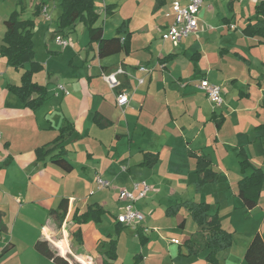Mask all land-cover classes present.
Listing matches in <instances>:
<instances>
[{
  "label": "crops",
  "instance_id": "0c3cea01",
  "mask_svg": "<svg viewBox=\"0 0 264 264\" xmlns=\"http://www.w3.org/2000/svg\"><path fill=\"white\" fill-rule=\"evenodd\" d=\"M104 2L105 7L109 5L106 4L107 0ZM158 2L155 0L151 12V19L154 21L153 34L148 43L140 41L139 49L136 48V32L133 31L137 17L120 19L112 28L109 37L102 26L105 39L125 38L130 34L129 53L122 51L107 58H100L98 44H90L89 34L82 25L86 31L87 44L83 49H79L78 53L70 50L68 63L75 72H67L61 81H53L58 73L56 70L59 69L58 66L55 67L56 61L68 52L65 50L63 54L53 50L50 41H56L57 37L71 43L72 41L69 36L64 37L57 32V21L61 14L53 24L48 4L45 7L50 20L42 12L35 14L38 1L30 0L33 7L31 20L35 22L34 38L36 32L44 26L43 23L48 24L47 29L45 26L43 28L46 30L42 46L46 54L38 58L35 51V61L42 65V69L33 77L34 82L47 86L48 100L36 110L26 108L16 95L8 91V86H20L22 74L30 66L15 70L0 56V214L7 228L6 234L0 238V264H55L35 250V244L40 240L48 241L65 259H72L79 264H103L105 254L109 250V241L116 235V219L124 208L120 191L132 190L135 179L146 181L151 186L149 195L136 204V208L144 214L146 223H151V227L143 223L139 226L145 230L147 245L150 244V232L161 237V229L157 223H167L160 221L162 215L175 223L179 222L178 227L187 235L190 233V237L197 232L198 228L195 230L186 207H182L171 217L166 214L168 208L182 202L208 203L211 206V214L218 211L222 216L223 200L230 203L233 198L240 200L244 214L251 221L258 220L260 227L248 232L240 261L231 262L234 258L230 254L220 263L247 264L244 254L253 237L260 234L264 239V185L257 207L247 214L238 197L239 181L253 171L248 169L242 173L240 153H245L252 168L264 171V151H259L258 156L252 154L253 147L257 144L264 145V43L260 37H249L243 32L249 23L257 21L256 8L264 0H204L199 11L198 31L191 36L206 32L204 26L209 20L218 23L210 30L215 34L209 35L206 42L188 41L190 36L178 46L162 39L163 34L174 22V6L177 0H165L159 7ZM138 4L140 3L137 1ZM110 5L115 6L113 14L107 15L111 20L117 18L118 7L116 4ZM54 10L57 12L56 4ZM10 14L6 12L4 17L0 18V46L5 34L4 22ZM159 15L161 20L157 21ZM253 15L255 19H251ZM123 24L126 25V33L118 34L117 30ZM158 41L164 46H171L174 51H168V54L163 56L165 48ZM209 41L214 43V46H211L214 52L207 50L209 47L205 43ZM66 48H69V45ZM141 50L144 53L136 57L137 52ZM169 55L174 56L173 59L161 65L160 61ZM75 56L79 59L77 63ZM185 58L199 66L202 79L220 86L222 106L230 88H238V102L249 100L253 102L251 106L229 105L223 112H216L203 93L208 109H202V99H196L192 87L185 85L187 81L184 78L187 74L182 70L184 62L181 60ZM114 60L117 62L110 63ZM213 60H216V65H212ZM222 63L225 64L226 75H223ZM141 67L150 68L152 72L144 73L140 70ZM119 68H124L128 74L119 77L121 89L126 90L131 98L125 108L117 105L116 91L111 90L102 78L104 73H113ZM223 76H226V81H217ZM140 80H143V83H140ZM60 86L69 94L61 92ZM195 88L202 92L198 85ZM157 93L160 96L158 100ZM132 102L140 104L137 115L131 114ZM96 114L108 120L111 125L106 128L97 126L94 120ZM214 115L218 120L223 119L219 129L212 119ZM233 115L236 120L234 124H230V116ZM249 120L254 124L248 123ZM66 122L73 124L75 128V133L64 143L67 150L66 159L73 166L71 173L65 172L48 159L38 162L36 155L38 148L52 143L57 138L60 127ZM229 125L234 127L231 133L241 137L236 145V159L239 161L238 173L236 172L234 177L230 174V169L225 167L229 159L225 150ZM208 129H214L210 144L208 138L206 146L196 150L195 141ZM252 130L258 134L255 132L256 135L251 138L248 134ZM203 149H210L211 153L203 152ZM192 153L208 156L212 161L213 170L220 176L217 183L206 185L201 192L196 190L197 158L193 157ZM146 154L158 155V161L153 167L143 165ZM137 156L139 159L131 164V160ZM253 157L257 161H254ZM221 162L224 164V174L220 170ZM124 166L127 171H124ZM119 173H124V178H127L123 183L107 189L99 188L97 177L112 182L110 179ZM64 200L68 203V211L59 225L56 215L52 212ZM92 205H98L106 211L101 223L78 225L73 222L75 214H83ZM183 221L185 226L182 228L180 224ZM189 227L194 228V231L188 232ZM134 232L137 236L136 229ZM124 234L122 231L118 240ZM172 240L177 239H171V243ZM144 246L141 248L144 249ZM7 247L9 250L3 253ZM182 251L180 248L179 255L186 256V251ZM230 251L232 249L228 250V253ZM120 255L117 246L118 259L114 264L119 262ZM221 255L223 253L219 257ZM136 256L134 264L147 261L141 253L140 257ZM205 257L197 264H205Z\"/></svg>",
  "mask_w": 264,
  "mask_h": 264
},
{
  "label": "trees",
  "instance_id": "16d2710c",
  "mask_svg": "<svg viewBox=\"0 0 264 264\" xmlns=\"http://www.w3.org/2000/svg\"><path fill=\"white\" fill-rule=\"evenodd\" d=\"M24 1L19 0L18 5L21 6L22 12L13 11L4 22L5 34L3 44L0 46V56L6 59L7 65L15 70H19L26 65L30 68L26 70L21 77L20 86L9 85L8 91L16 95L26 108L36 110L48 100V88L34 82V74L41 71L42 65L35 61V46H34V29L35 22L31 19H21L20 16L24 10ZM35 6V14H40L43 8L50 1H59L61 15L57 21V32L68 37L73 34L78 25H83L87 30L90 38V44H98V55L100 58H107L122 51L129 53L130 34L125 38L115 37L112 39L104 38V30L102 26H97L100 15L97 11L96 0H37ZM158 7L164 4L165 0H158ZM257 21L249 23L244 29V34L249 37H260L264 43V2L256 8ZM115 10L114 5L105 7V14L112 15ZM118 34L126 33V25L123 24L118 30ZM174 56L169 55L160 61L161 65H165ZM215 115L212 119L219 129L223 124V119H217ZM95 123L100 128H106L111 123L100 116L95 115ZM75 133L74 125L66 122L59 129L57 138L50 144L38 148L36 150L38 162H44L47 159L64 170L71 173L73 166L66 159L67 150L64 143ZM242 160L240 168L242 173L248 169H252L249 176L244 177L238 183V197L241 199L246 214L257 207L262 188L264 185V171L259 168H252L248 158L243 151L240 153ZM193 157L197 158L196 173L198 181L196 182L197 192H201L206 185L215 184L219 180V174L213 170L212 161L206 155L197 156L192 153ZM158 161V155L146 154L143 165L153 167ZM186 207L193 222H195L198 230L186 240L183 244L186 247L188 257H198L201 253L208 251L205 257V264H219L217 255L219 252L229 249L233 245V233L223 229L219 212L211 214V206L208 203H188L182 202L176 204L166 210L167 216H175L178 211ZM68 211L67 201H62L59 207L52 213L56 215L59 225L65 219ZM106 211L98 206H89L86 212L81 215L75 214L73 222L78 225L89 223H101L102 217ZM185 226V221L180 224V227ZM126 226L117 223L116 235L109 241V250L106 252V259L103 264H114L118 259L117 246L118 239L122 229ZM144 229L136 228V233L140 239L142 246L148 243V238L144 235ZM7 228L3 222V217L0 214V238L6 234ZM75 236H78L75 234ZM62 246V244H59ZM9 247L5 248L3 253H6ZM35 250L43 257L53 261L55 264H71L69 259L61 257L52 245L46 240L37 241ZM140 257L139 255L136 256ZM244 260L247 264H264V239L260 234H256L249 247L245 251Z\"/></svg>",
  "mask_w": 264,
  "mask_h": 264
},
{
  "label": "rangeland",
  "instance_id": "374dc122",
  "mask_svg": "<svg viewBox=\"0 0 264 264\" xmlns=\"http://www.w3.org/2000/svg\"><path fill=\"white\" fill-rule=\"evenodd\" d=\"M26 1H27V3H26ZM26 1H24V10L20 16V18L24 19V20L33 18V14H32L33 13V7H31L30 0H26ZM137 1L140 4L137 5ZM18 3H19V0H0V18L4 17V14L6 12L12 13L15 10L22 12L21 6L18 5ZM96 3H97V11L100 15L98 25L104 27V30L107 33V37L110 36L112 28H114L116 26V24L120 21V19L124 20L125 18H129V17H135V18L137 17L136 25L133 27V31L136 32V48L139 49V47L141 45L140 41H142V43H148L150 36H152V34H153L152 33V27H153L154 21L151 19V12H152V9L154 7L155 0H107L106 4H109V5L110 4H116L118 7L117 18L111 19V20L109 19L110 17H108L105 14V11H104L105 10V2H104V0H96ZM55 4L57 6V12L54 10ZM48 7L50 9L51 23L55 24L57 21L58 15L61 14V10L59 7V1H50L48 3ZM158 17L160 19L157 18V21L161 20V16L159 15ZM251 19H255V15H253ZM217 24L218 23H216V21L209 20L207 22V24H205L206 26H204L206 28V32H200L197 35H193L190 37V39L188 41L202 40L203 42H206L205 40L209 35L215 34L214 31L213 32L210 31L211 27L214 28V26ZM43 25L47 29L48 24L43 23ZM44 26L43 27L41 26V28L43 29ZM42 29L39 32H36V36H35V38H33V41L35 43V51L37 52L38 58H42L43 57L42 54L43 55L46 54L44 47L42 46V44H44V32H45L44 30H46V29H43V30ZM69 40L72 41V43L68 42L69 48L59 47L57 45L56 41H52V42L50 41V45H51L53 50L58 51V52H63V54H64L65 50H67V52H68V53L64 54L63 57H61L60 59H58L56 61L55 67L58 66L59 69L56 70L58 73L55 75V79L53 81H61L62 77H65V73L67 74V72H70V73L75 72L74 69H72L68 66V63H69V57H70V53H71L70 50H73V51L75 50L74 52L78 53L79 49H83L84 46L87 44L86 31L82 25L79 26V28L77 29V31L75 33L69 35ZM248 41L251 42L250 40H248ZM159 44L163 48H165L164 53H162L163 56L168 54V51H172V50L174 51V49L169 45L164 46L162 42H159ZM205 44H208L207 46L209 48L207 50L211 49V52H214V51H212V48H211V46H214V43L209 41L208 43H205ZM43 50H44V53H42ZM177 51L178 50H175V52H177ZM143 53H144L143 50L137 52L136 57H139L140 54H143ZM156 55H157V53H156ZM74 60L77 63L79 59H78V57L75 56ZM181 60H183V62H184V63H182V70L184 72H186V74L188 75V76L186 75V77L184 78L185 81H187V82H185V85L188 84L192 87V89L194 90L192 92L194 94V97L195 98L197 97L196 99H198L199 101H200V99H202V102H200V106L203 107L202 109H204V108L208 109V108H206V102L203 99L204 98L203 92H200L198 89L195 88V86L198 85L200 83V81L202 80V76L198 70L199 66L195 63H191L189 61V59L185 58V59H181ZM234 60L237 61L236 59H234ZM115 62H117V60L111 61L110 63H115ZM211 63H212V65H216V60L211 61ZM155 66H156V68H158L157 63H155ZM224 66H225V64L222 63L221 69L224 71L223 75H226L227 72L224 69ZM233 71L236 73H239V71H237V70L233 69ZM224 77H226V76H223L222 78H218L217 81H219V82L226 81L225 80L226 78H224ZM175 86L176 85H174V87ZM172 91H175V90H172ZM238 92H239L238 88H230L229 94L225 97V104L223 106L214 107L213 105H211V104L210 105L213 106V108L216 112H223L225 110V108L228 107L229 105L231 107L251 106V104L253 102L249 101V100H242V101L238 102V97H237ZM156 97L158 100L160 97V96H158V93L156 94ZM211 106H209V108H211ZM130 108H132V110L130 109L131 114L137 115L138 111L140 110V104L138 102H132L130 105ZM234 120H236L234 115L230 116V124H234ZM248 123L254 124V122H252V120H249ZM229 126H230V128L228 127L227 132H226V146H225V150L229 154V159H228L227 163L225 164V167L227 169L228 168L230 169L229 172L232 175V177H234L236 175V172L238 173V161H239L236 159V152H237L236 145H237L238 141L240 142L241 137L236 136L233 133H231V131L233 132L234 127H233V125H229ZM237 127H238V125H237ZM213 132H214V129H208L203 134H200L201 136H199V138L195 141L194 148L196 150H200L203 146H206L205 143L208 141L207 140L208 138H209V144H210V139L212 137ZM255 132L256 131L252 130L248 134V136H250L251 138L254 137L256 134H258L257 132L255 134ZM204 138H205V140H204ZM262 150L264 151V145L257 144L255 147H253L252 154L253 155L255 154V156H258L259 151H262ZM203 152L211 153V150L210 149H203ZM136 159H139V157L137 156V158L132 159L130 163L132 164L133 161H136ZM253 159H254V161H257V159L255 160L254 157H253ZM124 167H125L124 171H127L126 166H124ZM220 167H221L220 170L224 174L225 168H224V164H222V162H221ZM123 174L124 173L116 174L115 176H113V178L110 179L112 181L111 187H114L115 185H120L121 183H123L124 179H127V178H124L125 175H123ZM138 180L135 179L134 180L135 182L132 183V186H133V184L140 182ZM130 184H131V182H130ZM208 192H210V190H208ZM223 202H224L223 208H222L223 215L220 216L222 227L226 231H229V232L235 231V233L233 234V245H232V247L229 249H226L224 251L219 252L217 255V259H218L219 263L220 262L223 263L224 259L226 257L230 256V254H232V257L234 259H231V262H238L242 259L241 256L243 253V246H244L246 239H248V232L250 233V231H253L254 229L257 230V227L258 226L260 227V223H258V220H255V221L252 220L251 221L250 218L244 214V212L241 209L242 204L238 198L231 199L230 203L227 202L226 200H223ZM225 204H227V205H225ZM162 220H164L167 223H164V222L157 223V225L159 224L160 229H161V232H160L161 237L158 236V234L150 232V233H152V235H150V244L149 245L146 244L144 246L145 247L144 249L141 248L142 245L140 243V239L137 238L138 236L135 235L133 227H126L125 229H122V231L125 234L123 235L122 238H120V240H118V246H119V251H120L121 255L119 258V262H117V264H134V257L136 255H139L140 253L146 257L147 261L145 263H139V264H197L198 262L203 260V258L207 255L208 251L201 253V255L198 257H188L187 256L188 251H187L186 247L183 246V244L186 241V238L190 237V233H189V235H187L185 232H183V229L178 227L179 222L175 223L171 219L165 218L164 215H162V217L160 218V221H162ZM261 220H263V217L261 218ZM142 223H143V225H148V227H151V223L147 224L146 220L143 221ZM193 226L196 230L197 226H196L195 222H193ZM194 228L192 229L189 227L187 230H188V232H192V231H194ZM150 231H152V230H150ZM171 239H177L178 244H181V245L172 244ZM180 248L183 250L182 252L186 251V256L185 255L184 256L179 255V249ZM230 249H232V251H230L228 253V250H230ZM221 253H223V255H221L219 257V255ZM70 262H71V264H79L72 259L70 260ZM222 263H220V264H222Z\"/></svg>",
  "mask_w": 264,
  "mask_h": 264
},
{
  "label": "built area",
  "instance_id": "2783aa9c",
  "mask_svg": "<svg viewBox=\"0 0 264 264\" xmlns=\"http://www.w3.org/2000/svg\"><path fill=\"white\" fill-rule=\"evenodd\" d=\"M203 3L204 0H177L174 6V22L169 26L167 32L163 34L162 39L171 42L174 46H178L184 39L196 33L200 21L199 11ZM42 13L50 20L47 7L43 8ZM56 42L63 48L69 45L68 41L62 37H57ZM140 70L147 74L152 72V70L147 67H141ZM122 75L128 74L124 68H119L113 73H104L102 78L111 90L116 91L117 105L120 108H125L129 105L131 98L126 90L121 89L122 83L119 77ZM140 83H143V80H140ZM198 88L205 94L208 101L214 107L222 106L223 97L220 86L210 83L207 79H202L198 84ZM59 89L64 94H69L63 86H60ZM1 139L2 134L0 132V141ZM96 182L101 189L111 188L112 186L111 182L101 177H97ZM150 192L151 186L146 181L133 184L132 190H121L120 200L124 202V208L123 212L116 219L117 223L127 227H133L134 229L139 227L145 220V216L136 208V204L139 200L146 198ZM172 243H178V241L172 240Z\"/></svg>",
  "mask_w": 264,
  "mask_h": 264
}]
</instances>
